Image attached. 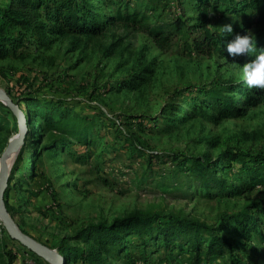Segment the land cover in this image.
Wrapping results in <instances>:
<instances>
[{
    "label": "rangeland",
    "instance_id": "rangeland-1",
    "mask_svg": "<svg viewBox=\"0 0 264 264\" xmlns=\"http://www.w3.org/2000/svg\"><path fill=\"white\" fill-rule=\"evenodd\" d=\"M191 5L185 3L188 9ZM136 6L151 17L150 24L164 20L159 10L150 12L149 1H136ZM109 12L106 10L104 14ZM246 17L247 14L232 20L238 23ZM185 37L183 33L169 50L161 52L146 33L116 25L92 38L49 36L45 47L30 45L22 59L0 61V89L8 96L63 100L77 113H87V117L94 116L92 107L109 117L99 115L93 129L94 138L100 133L104 139L94 140L90 144L94 148H88L85 153L83 146L72 143L68 148L72 155L61 148L39 151V147H55L61 142L55 141L53 131H43L42 122L34 113L25 117L32 140L22 146L23 151H19L9 168V176L20 154L16 166L20 172L14 179L24 176L25 183L18 191L11 192L10 204L16 210V225L27 236L53 248L59 240L87 225L108 224L114 219L149 212L173 214L212 225L220 217L236 215L264 193L257 187L241 197H208L199 188L184 185L181 174L176 178L168 173L153 176L154 168L149 169L139 159L128 158L121 148L122 140L116 144L115 131L110 125V118L114 116H118L121 129L131 134L135 132L129 125L131 116L162 119L176 115L168 108L175 103L172 98L175 90L188 85L198 87L214 80L244 81L242 69L248 60L243 56L229 57L225 49L223 54L212 57L196 56L183 43ZM141 78L144 80L139 82ZM129 82L137 85V89L121 87ZM117 86L120 89L115 91ZM167 108L169 114L163 113ZM163 124L166 128L161 132L137 133L138 143L158 153L190 156L208 153L212 159L227 148L256 152L262 150L264 142V100L245 117L229 118L217 124L201 119L175 128ZM17 134L18 128L12 125L8 132L0 135V156L8 140ZM208 141L216 142L217 146H208ZM88 151V159L81 160V155ZM2 228L0 223V264L7 263V252L13 248L20 254L15 264H33ZM151 259L165 264L160 250H156ZM189 260L188 255H181L175 263L189 264ZM110 264H125V260L114 259Z\"/></svg>",
    "mask_w": 264,
    "mask_h": 264
},
{
    "label": "trees",
    "instance_id": "trees-1",
    "mask_svg": "<svg viewBox=\"0 0 264 264\" xmlns=\"http://www.w3.org/2000/svg\"><path fill=\"white\" fill-rule=\"evenodd\" d=\"M136 1L139 0H0V61L22 59L30 45L45 47L49 36L58 39L71 36L92 38L116 25L146 33L161 52L169 50L173 41L185 33L183 43L191 53L212 57L223 54L226 42L235 34L244 35L253 30L257 48L264 49L262 0H147L151 5L150 12L159 10L164 16L163 21L153 24L149 23V15L137 9ZM186 2L192 4L190 9L186 8ZM106 10L111 12L105 15ZM246 14L244 21L232 20ZM229 23L233 26V36L221 31V27ZM254 58L253 55L244 57V60L249 62ZM143 80L141 78L139 82ZM119 87H115V91ZM121 87L137 89L132 82ZM9 95L26 118L34 113L42 122L43 131H53L55 141L61 142L55 147H39V151L61 148L66 152L77 143L83 146L85 153L88 148H94L90 145L94 140L104 139L100 133L94 138L93 129L99 115L109 117L95 107H92L94 116L87 117V113H77L67 101L20 99ZM172 98L175 103L169 104L168 108L176 115L162 119L131 116L129 125L135 130L131 134L121 129L118 116L110 118L116 144L120 140L124 142L121 148L128 158L139 159L149 169L154 168L156 173L151 172L153 176L168 173L171 178H176L181 174L184 185L199 188L208 197H241L254 192L257 187L264 191V142L260 151L227 148L212 159L208 153L198 156L158 153L145 149L136 139L137 133L152 134L165 130L164 122L175 128L194 119L217 124L229 118L245 117L249 110L262 104L264 91L249 89L244 81L214 80L198 87L188 85L175 90ZM168 108L163 113L169 114ZM12 125L17 128L15 117L0 103V135L8 132ZM160 125L163 127L159 128ZM27 140H32L30 131L24 143ZM206 144L217 146L213 141ZM68 154L72 155L71 151ZM81 156V160L88 159L90 152ZM19 157L20 154L4 194L6 211L13 220L16 210L10 204V194L25 183L24 176L14 179L20 172L16 169ZM18 245L23 256L33 264H48ZM51 249L64 257L65 264H110L114 259H124L125 264H158L151 259L156 250L162 252L165 264H176V258L181 255L189 256V264H264V193L247 203L236 215L220 217L212 225L173 214L135 213L108 224L87 225L62 238ZM17 253L14 248L10 249L8 261L4 264H15L20 255Z\"/></svg>",
    "mask_w": 264,
    "mask_h": 264
},
{
    "label": "water",
    "instance_id": "water-1",
    "mask_svg": "<svg viewBox=\"0 0 264 264\" xmlns=\"http://www.w3.org/2000/svg\"><path fill=\"white\" fill-rule=\"evenodd\" d=\"M0 103L8 108L16 119L18 134L8 140L5 149L0 156V223L10 237L18 242L28 251L44 260L48 264H65V259L57 250L51 249L44 244L25 235L10 217L4 205V194L8 185L9 167L8 159L12 154H17L24 145L28 134L27 120L22 110L11 100V98L0 89Z\"/></svg>",
    "mask_w": 264,
    "mask_h": 264
},
{
    "label": "clouds",
    "instance_id": "clouds-1",
    "mask_svg": "<svg viewBox=\"0 0 264 264\" xmlns=\"http://www.w3.org/2000/svg\"><path fill=\"white\" fill-rule=\"evenodd\" d=\"M221 31L228 36H233L232 24H225ZM224 49L229 57H249L254 59L243 65L244 83L249 89L264 90V49L257 48V41L251 32L244 35L235 34L233 38L226 42Z\"/></svg>",
    "mask_w": 264,
    "mask_h": 264
},
{
    "label": "bare ground",
    "instance_id": "bare-ground-1",
    "mask_svg": "<svg viewBox=\"0 0 264 264\" xmlns=\"http://www.w3.org/2000/svg\"><path fill=\"white\" fill-rule=\"evenodd\" d=\"M15 157H16V154H15V153L12 154V155L9 157V159H8V161H7V163H8V167H9V168L12 166Z\"/></svg>",
    "mask_w": 264,
    "mask_h": 264
}]
</instances>
